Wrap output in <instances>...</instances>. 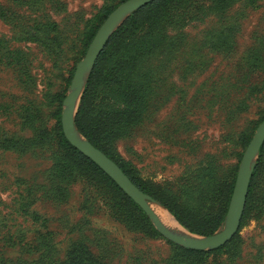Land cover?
<instances>
[{"label": "rangeland", "instance_id": "1", "mask_svg": "<svg viewBox=\"0 0 264 264\" xmlns=\"http://www.w3.org/2000/svg\"><path fill=\"white\" fill-rule=\"evenodd\" d=\"M119 1L46 0L41 12L58 24L59 55L22 38L16 22L0 16V39L22 55L19 60L0 55V139L4 135L36 139L44 131L57 136L64 99L89 48L81 34L103 6ZM2 6L21 15L34 13L30 6L16 7L11 0H0ZM232 11L238 22L234 48L204 49L205 64L194 70L186 71L174 61L140 121L114 142L115 153L132 163L142 181L185 204L203 201L197 183L204 177L218 184L235 175L237 180L248 137L252 139L264 121V0L249 5L241 1ZM215 21L191 24L187 31L201 37ZM29 101L36 106L25 111ZM80 103L81 99L77 112ZM58 150L54 140L36 142L25 153L0 148V264L41 259L48 264H178L177 246L182 245L163 235L147 214L155 231L137 214L132 218L114 214L109 201L113 193L93 176L80 177L64 201L48 197L52 156ZM258 174L250 210L236 233L239 253L214 252L193 264H264V166ZM204 184L211 186L207 180ZM154 200L156 211L162 210L172 221L173 227L167 226L206 236L186 228ZM227 213L214 233L223 229ZM211 250L215 249L206 251Z\"/></svg>", "mask_w": 264, "mask_h": 264}, {"label": "trees", "instance_id": "2", "mask_svg": "<svg viewBox=\"0 0 264 264\" xmlns=\"http://www.w3.org/2000/svg\"><path fill=\"white\" fill-rule=\"evenodd\" d=\"M123 1L125 0L112 6H103L88 20L80 39L86 50L104 20ZM241 1L249 5L258 0H153L133 12L113 33L99 55L81 97L75 120L79 131L113 159L141 190L162 202L186 228L201 235L213 234L224 220L236 175L222 180L220 184L204 177L197 183L198 190L204 192L203 201L185 204L167 190L151 187L142 181L132 163L115 153L114 142L132 131L133 122L140 121L148 102L162 89L167 71L174 68V61L178 60V66L186 71L194 70L205 64L207 57L203 55L204 49L223 52L234 48L238 22L232 8ZM11 3L16 7L28 5L34 13H40L21 15L14 8L2 6L0 16L15 21L22 38L38 42L49 53L59 55L61 32L58 24L41 12L46 0H11ZM10 14L16 15L12 17ZM210 18H216V21L202 31L201 37L190 36L188 26ZM0 55L13 60L22 57L19 51L11 50L2 39ZM32 106L36 104L29 101L25 111H29ZM27 120L29 122V118ZM57 131V136H49L44 131L36 139L4 135L0 139V148L25 153L36 142L54 140L59 150L52 156L50 184L46 190L48 197L59 201L66 200L72 185L80 177L90 175L99 181L102 188H108L113 193L109 201L114 214L120 218H132L137 214L154 230L144 210L97 163L69 142L60 119ZM250 140L251 137H248L247 144ZM259 156L242 220L250 210L258 173L264 166V144ZM209 170L211 168H206V172ZM204 180L211 186H206ZM177 247L180 251L178 264H193L197 258L214 252L239 253L237 234L225 245L211 251ZM33 264L48 263L41 259Z\"/></svg>", "mask_w": 264, "mask_h": 264}, {"label": "water", "instance_id": "3", "mask_svg": "<svg viewBox=\"0 0 264 264\" xmlns=\"http://www.w3.org/2000/svg\"><path fill=\"white\" fill-rule=\"evenodd\" d=\"M151 1L153 0H126L99 27L84 58L77 64L70 91L64 99L63 131L72 145L97 163L146 212L163 235L187 248L216 249L228 243L240 227L255 160L264 144V121L258 126L243 156L223 229L206 236L183 233L167 226L153 207L156 202L154 198L141 190L113 159L86 139L76 126L75 117L85 84L108 40L129 15Z\"/></svg>", "mask_w": 264, "mask_h": 264}, {"label": "bare ground", "instance_id": "4", "mask_svg": "<svg viewBox=\"0 0 264 264\" xmlns=\"http://www.w3.org/2000/svg\"><path fill=\"white\" fill-rule=\"evenodd\" d=\"M155 208V207H154ZM156 210V209H155ZM157 212V211H156ZM159 216H161V219H163V221L169 225V226H172L173 227V223L172 221L170 220V218L160 209H158V212Z\"/></svg>", "mask_w": 264, "mask_h": 264}]
</instances>
